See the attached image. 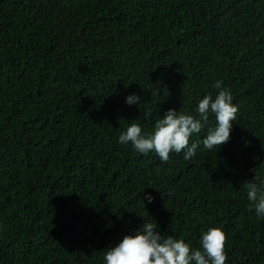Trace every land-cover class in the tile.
<instances>
[{"label": "trees", "instance_id": "obj_1", "mask_svg": "<svg viewBox=\"0 0 264 264\" xmlns=\"http://www.w3.org/2000/svg\"><path fill=\"white\" fill-rule=\"evenodd\" d=\"M217 80L239 106L220 149L164 163L119 143L169 109L196 116ZM215 126L210 114L191 141ZM255 176L264 0H0V264H106L145 222L193 249L220 228L227 264H264V217L243 187Z\"/></svg>", "mask_w": 264, "mask_h": 264}, {"label": "clouds", "instance_id": "obj_2", "mask_svg": "<svg viewBox=\"0 0 264 264\" xmlns=\"http://www.w3.org/2000/svg\"><path fill=\"white\" fill-rule=\"evenodd\" d=\"M212 87L219 90L218 94L215 98L211 94L205 95L198 103L196 116L169 109L157 119L152 132H144L139 124H130L119 135V143H131L140 154L155 152L164 163L170 162L172 153L183 152L185 160L191 159L200 144L206 150L220 149L231 139L239 106L233 103L231 90L224 87L223 81L217 80ZM140 101L138 94L126 97V103L130 106L139 105ZM210 114H214L216 126L208 127L202 141L192 142V135L201 133L209 125ZM256 179L255 176L252 181H246L243 187L256 215L264 217V182L257 184ZM145 199L148 203L154 201L151 194L144 196ZM158 229L157 222H145L134 234L126 235L118 244L106 250V264H227L228 237L222 229L213 227L204 232L200 249H193L184 239L171 235L165 237Z\"/></svg>", "mask_w": 264, "mask_h": 264}]
</instances>
